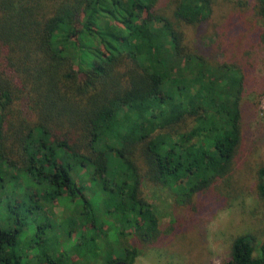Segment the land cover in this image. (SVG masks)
I'll list each match as a JSON object with an SVG mask.
<instances>
[{"label": "trees", "instance_id": "trees-1", "mask_svg": "<svg viewBox=\"0 0 264 264\" xmlns=\"http://www.w3.org/2000/svg\"><path fill=\"white\" fill-rule=\"evenodd\" d=\"M214 2L0 0V196L5 165L42 185L41 193L27 191L30 214L44 215L39 196L79 201L59 223L45 213L30 227L36 236L67 226L70 239L76 211L90 225L70 258L44 249L26 260L22 203L0 198V264H133L135 241L105 255L95 234L101 217L113 215L139 242L158 237L145 182L169 187L196 210L233 197L253 49L264 45V0H228L216 29L224 59L198 52L184 31L206 23ZM255 190L264 205V165ZM261 234L234 235L227 264H264V221Z\"/></svg>", "mask_w": 264, "mask_h": 264}, {"label": "rangeland", "instance_id": "rangeland-1", "mask_svg": "<svg viewBox=\"0 0 264 264\" xmlns=\"http://www.w3.org/2000/svg\"><path fill=\"white\" fill-rule=\"evenodd\" d=\"M230 10L231 5L228 0H215L212 15L206 23L196 27L184 26L187 40L207 58L224 59L220 51L221 47L216 43L218 40L216 29L226 20ZM258 23L264 26L263 21ZM253 58V68L249 72V85L245 96L243 141L233 166V192H231L233 197L228 202L211 206L208 210H196L193 206L187 208V203H182L169 187L145 182L144 195L155 206L159 216L158 237L150 243L139 242L135 235L131 234L130 228H125V225L121 227V222L115 216L103 215L101 217L103 222L97 228L95 238L105 255L107 253L116 255L122 243L129 244L135 241L139 255L133 264H227L230 242L234 235L252 232L258 239L262 238L264 205L256 193L255 185L257 169L264 165V45L253 49ZM2 171L5 172L2 188L4 196L0 198L3 201L13 199L22 203L19 209L20 219L17 222L24 227L18 236L23 258L31 260L32 256H36L38 259L42 256L40 251L44 249H48L54 256L70 258L79 232L86 231V235L89 234L90 225L87 222L89 221L87 216L79 211L73 212L76 217L71 224L73 234L70 239L66 233L67 226H64V234L60 227L59 229L50 227L43 230L39 236H36L35 230L30 227L32 224L37 225L45 221V213L59 223L65 216L72 213L71 210L79 202L78 199L71 201L64 193L59 199L46 202L42 196H39L37 201L43 204L45 213L44 215L30 214L27 191L41 193L42 185H36L29 176L15 168L4 165ZM82 173L83 171L80 170L83 184L88 185L85 194L92 198L91 186ZM204 202H208V199ZM3 211L1 200L0 215L4 213ZM125 232H129L126 234L127 239L120 238L119 241L118 238L125 236L123 235ZM41 239L47 241L41 244L35 242ZM82 248L81 251L84 253L85 246L83 245ZM73 256L75 259L82 257L75 254ZM91 262L99 264L101 259L91 260Z\"/></svg>", "mask_w": 264, "mask_h": 264}]
</instances>
